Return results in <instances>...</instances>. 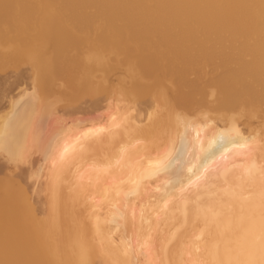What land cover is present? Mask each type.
Masks as SVG:
<instances>
[{
    "label": "rangeland",
    "instance_id": "1",
    "mask_svg": "<svg viewBox=\"0 0 264 264\" xmlns=\"http://www.w3.org/2000/svg\"><path fill=\"white\" fill-rule=\"evenodd\" d=\"M104 1L105 0H0V60H2L0 61V135H2L3 128L6 127H4V124H8L12 120L11 118L14 117L18 111H21V107H25L24 109L27 110L26 105H28L29 110L32 109L34 111L39 107L38 114L40 113V122L35 115L33 116L34 119H31V121H36L38 119L36 122L39 123L36 125L38 126L40 124V127H36L33 126V123L36 122H29L30 114L33 111H26L28 120H26V118V123H24L26 126L30 123V125L32 124L33 126H30L32 127L31 129L38 130H35L37 133L34 132L33 135V131L29 130L28 125V129L26 128L27 131L24 128L23 133L29 132L31 133L29 136L32 135L33 137H28L23 134L24 136L22 135V138L26 140L28 137V142L29 139L35 140V144L33 142V148L30 143L23 141L21 138L22 141L20 140L15 149L20 153H7L10 157L16 156L13 157V159L12 157L11 159L10 157H6L5 150H0V154H2L0 157V217L2 216L4 219L7 218L6 220L9 219L8 221L3 218L1 220L4 224L1 222L0 225V251H2V249H7V251L10 252L9 249L12 248V252L16 250L15 246H17V251L15 252H18L19 255L18 258L14 257L12 254L14 258H7L8 260L2 258L0 259V264L7 261V264H19L21 261L23 264H30L31 260H33L32 264H36L37 260L39 261L40 259L39 262L42 264V262H45V260L42 261L43 258L45 259V256L49 258L48 261H50V264H77L76 261L79 262L78 264H84V262H82L84 260L86 264H166L168 260L172 262L173 257L170 255L174 252H178L181 246L183 247L182 256L179 257L178 255L177 258H180L178 263L183 264L186 262L185 264H197L193 262L194 256H196L193 254L205 253L204 255H206V253H208L207 251L215 250L216 247L213 245L216 246V243L213 242V239H209L207 234L202 232L203 229L198 226L199 224L197 222L193 225L196 226L195 228L197 229L199 227L200 232L197 230L196 234H199L198 236L200 239L195 236L192 237L194 244L192 247L193 249H189L187 243L174 242L176 241L174 239L175 236H177L176 233L180 234L188 229H186L187 226L185 224L183 227L180 222L176 223L179 218V216H176L178 213H176V211H170L173 205L176 206L181 200H179V198L176 200V198L172 197L169 203L163 204L161 202L162 197L156 196L165 192L162 191L166 189L164 183H161L158 191H151L150 189H146V192L145 190L142 191L140 197L141 199L144 197L143 199L145 201L143 199L140 200V197L137 198L138 192L129 195L128 193H130L131 190H114L111 185H109L110 183H107L108 180L106 181L100 178L101 180L99 181L98 177L100 174L106 169L111 168L109 164L111 161L107 159L109 153H103L102 151L105 152V150H102L103 148L96 149L98 147H92L91 149V144L84 143L80 145H83L82 148L79 145L73 148L71 150L72 155H69L70 152L68 153V151L73 146H76L79 141L92 139L98 132L106 133L109 131L111 129L109 126H111L113 118L115 119L116 117L119 121L121 119L123 120H121L120 123H125L128 120L131 122L132 119L130 121V118L132 117L138 118L140 122H137V126H140L139 128L143 126L145 120L147 121H145L144 127H142L146 134L143 135V131L138 133L139 135L137 133L131 134L132 136L127 134L128 136H126L130 138L128 139L125 136L127 141L123 140V142L126 143V145L129 143V147H131L132 144H134L132 147L135 146L139 141H145V144H149L151 148L148 147L149 145H144V143H142L141 148L142 150L148 149V151H150V153H147V150V152L144 151L145 157L147 158H145L144 155L143 158L151 163L153 162V165H156L162 160H167L168 158L172 159L177 156L180 145L176 144L178 141L175 143L176 139L174 138L177 135L176 132L180 130L179 127L183 128V126H187L190 129L201 130L203 132L202 135H204L203 140L206 137L209 142L212 140L220 141V135L225 133L226 137L232 142L230 150L231 153H234L233 157L236 158L235 156L238 155L236 160L234 159L235 165L231 170H237L239 172H237L236 182L240 185V189L242 188L244 190L242 191L241 189L242 192H247L245 195H248L244 197L247 199L248 197H252L253 199L255 196L254 198L256 199L258 196V201H260V203L264 202V180L261 184H257L252 178L255 173V175L261 174L260 176L264 178V7L259 4L260 0H253L251 3L248 2V11L251 10V13H245L241 10L242 13H245L244 19L242 18L243 20H241L242 26H247L248 29L250 28L248 30L244 27L246 32L250 31L247 32V34L245 32H240L238 34V32L232 31L233 29L229 27H226V29L223 27L220 32H217L220 29L214 31L209 27L210 25L206 26V20L210 21L212 18L214 19V11L209 12L210 15L214 13L212 15L213 17H209V13H207L208 19H206L207 17H203L205 18L203 19L202 16L195 19L192 17V19H190V16L180 15L179 18L186 19V22L184 20H182V22L188 25L187 28L184 26V29H182L184 23L182 24L179 18V20H177L169 17L170 22L167 20V25L165 19H163L165 18L164 15L162 17V10H160V12L158 11L159 13L156 11L160 9L159 2L164 0H158V2L156 0H147L148 2L143 0L144 3L142 0H129V2L128 0H122L123 3L121 0H116V2L115 0ZM110 1L112 4H109ZM231 1L232 0H229L230 3H232ZM45 2H47V4ZM225 2H228V0H216L215 6L217 9L215 8V10H224L229 3ZM106 3H108L107 6H105ZM157 3L158 7L156 5ZM121 4L125 5H122V7L129 8L128 11L126 10L129 14H126L127 12L121 7ZM138 5H140V7ZM109 6L112 8L110 7V9H107ZM202 6L204 7L205 4L202 3ZM37 8H39V10ZM122 10H124V13ZM132 15L134 16L132 17ZM207 15L203 14V16ZM222 17L225 18L223 19ZM157 18H159V20H157ZM160 18L164 20L163 22H165L166 25L161 22ZM202 19L205 21L202 22ZM191 20L193 21L191 22ZM221 20L222 22H226L227 17L221 16ZM153 21H160L161 23L159 22L158 24L156 22V26ZM174 21H176L175 25ZM254 21L259 25H256ZM52 22L53 24H51ZM199 22L200 24H198ZM49 24L58 26L57 28L59 29L60 39L57 38V40H59L58 42L62 41L60 42L62 43L60 46H63L62 49L58 46L60 47V52H58L59 55L56 49L50 45L42 47V42L44 41H42V39L46 37V35L45 37H43V35L47 33L50 27ZM160 24H162V26ZM250 24L251 26L252 24L256 26L255 30H257V27L259 28L261 26L263 30L259 28L260 30L258 29L256 31L257 33H255V26L250 27ZM199 25H202L201 27L204 25L207 29L201 28ZM168 27L170 30H168ZM209 28L212 29V31H210H214V33L208 31ZM251 28L253 30H251ZM189 29H191V32H188ZM157 30H159V32H157ZM166 30L170 33L166 32ZM186 30L187 33H185ZM192 30H195V33H192ZM165 33L167 36L169 35L167 39L165 38ZM250 33L255 34L250 35ZM183 34L185 35L183 36ZM245 34L248 36H245ZM188 35H192V38L190 36L187 37ZM185 37L187 41L186 39L183 40ZM258 45L262 47L259 46V49ZM33 50L34 52L32 53ZM148 53L155 54V56L153 55L152 58V54L148 56ZM56 54L58 57L55 56ZM146 56L148 57V62ZM34 57L35 59L32 61L31 59ZM150 58H152V60ZM38 59H40L41 62L51 60L50 66L55 65L58 69L57 72L50 74L47 71L45 73V69L47 70V68L44 69L41 66V62H38ZM151 61L155 62L151 64ZM258 61L262 62L259 63ZM38 66L41 68H38ZM150 67H152V69ZM35 68L38 69L36 70ZM143 68L146 70L148 69L150 73L147 72L148 70H143ZM40 73L42 74L41 76ZM44 73L47 75V78L44 76ZM229 77L231 80L234 79L233 82L229 80ZM230 81L232 85H230ZM225 83L227 84L225 85ZM227 85L239 90V93H241V95L239 94V100H237V98L231 99L227 95L230 89ZM121 86L123 90H120ZM224 90L226 92H224ZM18 95L19 98H17ZM11 96L15 98L14 101L16 104V98L19 102L22 101L23 103L21 102L20 105L19 103L15 105V102L12 100L14 98L11 99ZM223 97L225 100H223ZM27 99H31L29 104ZM140 100L142 101L140 102ZM31 101L34 102V107H29ZM33 102H31V104ZM232 102L235 103V105H233ZM10 104H14V110L17 113H14L13 106H10ZM37 105L39 106L37 107ZM34 113L35 112L32 114ZM111 115L114 117L110 118ZM140 123H142V126ZM107 125L108 128H106ZM35 133L37 135H35ZM91 135L92 137L90 138ZM80 138L82 139L79 140ZM22 142L27 143L25 147L28 149L23 150L25 153L20 155L22 152L21 147L24 145ZM140 142L137 143L139 144L137 145L138 147L141 145ZM18 146H21V150L19 151L17 150L19 148ZM143 146H146V148H143ZM0 149H3L1 148V144ZM166 152H169L167 157L165 155ZM74 154L75 156L73 157ZM200 154H202V152H200ZM200 154L198 155V159L195 158L197 164L194 161L193 166L197 165L198 167V164L204 156ZM161 156H164L163 159ZM66 158L67 160H65ZM178 161V158H176L174 163L179 164ZM150 165L148 164V167L145 165L143 171L150 170ZM19 169L20 172H17ZM160 169L161 168H157L149 172L147 179L149 177L154 179L153 174L156 173V171L158 173ZM173 172L174 168H169L162 173V176H164L163 179L166 178L165 180L169 182L167 186L169 192L177 190L178 187H185V184L182 183L184 178L175 175V172ZM90 174H95L96 178H94L95 175L93 176ZM75 175H77V179ZM85 175H87L86 177L90 175L89 179H84ZM28 177L30 180L32 178L31 182L27 180L29 179ZM197 178L190 183H193ZM212 179L214 180L211 181ZM212 179L210 180L211 182H209L210 184L206 186L207 189H209L207 191H218L217 193L214 191L212 194L224 193L228 189L232 191L237 190L236 186L231 188V186H229L230 184L227 185L228 182L226 183L221 175H217ZM16 181H18V183ZM102 181L103 183L106 182L104 185H106L108 189L106 186H103L104 189L102 188ZM111 181L113 182L114 180L111 179ZM22 183L25 185L23 186ZM16 184L19 185V188ZM99 185L101 187H98ZM209 185H211L213 190H210L211 188ZM7 186H9L10 189L7 188ZM111 188L113 190H111ZM1 189L2 193L6 191L2 194ZM13 189L15 190L13 191ZM260 189L261 191H259ZM8 190L10 192H8ZM18 190L19 192H17ZM32 192L36 195H32ZM5 193L7 194L4 195ZM11 193L13 194L11 195ZM142 193L144 195H142ZM8 194L9 197L13 199L6 197ZM153 194L154 196H152ZM19 195L21 197H19ZM69 195L71 197L74 195V197L71 198ZM192 196H189V201L187 197H184L187 201L182 199V202L190 204L191 201L192 203L194 197ZM3 198L5 202L2 200ZM22 198L25 200L28 199V204L26 202L27 205L25 201L21 202L23 201ZM29 199H32L33 202ZM65 199H67V202ZM255 199H253L254 203L257 204L258 201L255 202ZM138 200L141 201L140 205ZM19 201L22 204L19 203L18 205L17 202ZM5 205H7L6 208ZM13 205H15L16 208L14 206L13 209ZM167 205L171 207L170 210H168ZM7 207H10V209L12 208L11 211L8 210L9 208ZM29 210H33V213L35 211L38 212V214H36V212V215L34 214L37 219H34V216H30L32 215V211ZM8 211L10 213L12 212V215H10ZM6 212L9 213L8 216H6ZM28 213L30 215H28ZM168 216L172 217L170 221ZM29 218L35 221L33 220L34 222H31L32 220H29ZM12 219H14V221ZM10 220L14 222L13 225V222ZM26 220H28V222ZM143 220L145 222H143ZM9 221L12 223L10 224ZM26 222L30 224L28 227ZM33 223L35 225L31 226ZM8 224V229H10L9 232L7 230ZM41 224L42 227L40 226ZM84 225L86 227H83ZM192 228H190V230ZM16 231H18V233ZM4 232H6V234ZM26 232L27 234H25ZM87 232L89 234H87ZM62 233L65 234L67 238ZM1 234L4 238H2L3 236ZM8 234H11L9 235L11 238L8 236V239H6ZM15 234L17 235L15 236ZM19 235L23 236L20 237ZM26 237H28V239ZM35 237L37 238L35 239ZM204 237H207V239ZM77 238L79 240L81 239L80 244ZM10 239L13 242H11ZM67 239H69L71 243H69ZM2 240L5 242H2ZM23 240L25 241L22 243ZM32 240L36 243L35 245H37L36 249L41 246L40 249L46 250L45 253L41 250L43 255L41 253L36 254L37 256L39 255L40 258L31 254L33 250L29 243H31ZM206 241L210 243V246L214 249L211 250L208 248L209 244H207ZM212 242L213 244L211 245ZM5 243H9L10 245L8 244V246H6ZM13 243L15 244L13 245ZM17 244H22L21 248H24L23 251L20 250V246ZM106 245L108 246L106 247ZM72 246L75 248L71 250ZM80 247H82L81 249L86 247L84 249L86 251L83 250V252L77 249ZM76 249L80 251L82 255ZM188 249L189 251H186ZM69 251H71V253ZM86 252L88 254H86ZM108 252H111V254ZM66 253L68 255H66ZM74 253H78L76 254L77 257H75L76 255ZM70 254L72 256H70ZM73 255H75V258H73ZM87 256H90V258H87ZM27 257L29 260L26 259ZM33 257H36L35 260ZM67 257L72 258V260L66 259ZM62 259H64V261ZM205 259L207 260L208 257H205ZM70 260L75 263H72ZM206 260L204 261L203 259V262L199 264H206V262L209 264L208 260ZM2 261L4 262L2 263ZM47 263L49 262H46V264Z\"/></svg>",
    "mask_w": 264,
    "mask_h": 264
},
{
    "label": "bare ground",
    "instance_id": "2",
    "mask_svg": "<svg viewBox=\"0 0 264 264\" xmlns=\"http://www.w3.org/2000/svg\"><path fill=\"white\" fill-rule=\"evenodd\" d=\"M13 1V0H12ZM15 1V0H14ZM50 1H52V0H50ZM69 1V0H68ZM70 1H72V0H70ZM74 1V0H73ZM106 1V0H105ZM104 1V2H105ZM124 1H126V0H124ZM131 1V0H130ZM143 1V0H142ZM144 1H147V0H144ZM144 1H143V3H144ZM151 1H153V0H151ZM157 2H158V0H156ZM160 1V0H159ZM224 1V0H223ZM259 1V0H258ZM115 2H116V0H115ZM119 2V1H118ZM121 2H122V0H121ZM128 2H129V0H128ZM148 2V1H147ZM228 2H229V0H228ZM228 2H225V3H228ZM232 3H228L227 4V6H226V8L224 9V10H222V11H219V10H215V8H216V6H215V4H216V0H164V1H161V2H159V10H156L157 12L159 11L160 12V10H162L161 11V13H162V17H163V15H164V17L165 18H163V19H165V21H166V24L168 25V22H170V20H169V17L170 18H173V19H177V20H181V23L183 24L184 23V25L182 26V25H180V26H182V29H184L183 27L185 26V28H187V26L188 25H186L185 24V20H184V18L183 19H181V18H179V16L180 15H186V16H190L191 18L190 19H192V17L195 19V18H199L200 16H202V18L203 17H207L206 19H208L209 17H213L212 15L215 13V17H214V19L212 18L210 21H208V20H203V19H205V18H203L202 20V22H206L205 24H206V26L207 25H210L209 27L210 28H212L214 31L215 30H218V29H220L219 31H217V32H220L222 29L221 28H225L226 29V27H229V28H232L233 30L232 31H236V33L238 32V34L240 33V32H245L246 34H247V32H250V31H245V28L244 27H246L247 28V26H242V23H241V20H243L244 18V15H245V13H248V12H252L251 10L250 11H248V2H253V0L251 1V0H232L231 1ZM46 4H47V2H45ZM49 3H51V2H49ZM113 3H114V1H113ZM120 3V2H119ZM123 3V2H122ZM125 3V2H124ZM131 3V2H130ZM146 3V2H145ZM202 3H204L205 4V6L203 7L202 6ZM257 3V2H256ZM11 4V3H10ZM15 4V3H14ZM109 4H112L111 3V1H110V3ZM117 4V3H116ZM259 4L261 5V6H263L264 7V0H260L259 1ZM42 5V4H41ZM45 5V4H44ZM108 5V3H106V5L105 6H107ZM120 5V4H119ZM122 5H124V4H121V7H122ZM129 5V4H128ZM132 5V4H131ZM130 5V6H131ZM146 5H147V3H146ZM157 5V7H158V3L156 4ZM250 5V4H249ZM259 5V6H260ZM15 6V5H14ZM103 6V5H102ZM113 6V5H112ZM115 6V5H114ZM117 6V5H116ZM125 6V5H124ZM139 7H140V5H138ZM110 7L111 6H109V8H107V9H110ZM120 7V6H119ZM144 7V6H143ZM156 7V6H155ZM42 8V7H41ZM40 8V9H41ZM105 8V7H104ZM112 8V7H111ZM122 8H124V7H122ZM131 8V7H130ZM262 8V7H261ZM38 10H39V8H37ZM120 9V8H119ZM118 9V10H119ZM128 9L129 8H124V10H125V12H127L128 11ZM148 9V8H147ZM158 9V8H157ZM217 9V8H216ZM37 10V11H38ZM42 10V9H41ZM45 10V9H44ZM43 10V11H44ZM124 10H122L123 11V13H124ZM127 10V11H126ZM241 10L242 11H244L245 13H242L241 12ZM47 11V10H46ZM45 11V12H46ZM50 11V10H49ZM131 11V10H130ZM129 11V12H130ZM211 11H214V13L212 14L211 13V15H210V13L209 12H211ZM119 12H121V11H119ZM136 12V11H135ZM158 12V13H159ZM131 13V12H130ZM207 13H209V17H208V15H207ZM249 13V14H250ZM126 14H129L128 12L126 13ZM203 14L204 15H207V16H203ZM253 14V13H252ZM251 14V15H252ZM124 15V14H123ZM122 15V16H123ZM134 15H132V17H133ZM159 16V15H158ZM160 16H161V14H160ZM221 16H226L227 17V21L226 22H222V20L225 18H223L222 20H221ZM247 16H248V14H247ZM250 16V15H249ZM254 16V15H253ZM119 17V16H118ZM128 17V16H127ZM138 17V16H137ZM183 17H185V16H183ZM122 18V17H121ZM166 18H168V19H166ZM179 18V19H178ZM243 18V19H242ZM253 18V17H252ZM137 19V18H136ZM256 19V18H255ZM157 20H159V18H157ZM160 20H161V22H163L164 20H162L161 18H160ZM167 20H169L168 22H167ZM176 20V21H177ZM182 20H184L185 22H182ZM198 20V19H197ZM140 21V20H139ZM171 21H172V19H171ZM176 21H174V25H175V23H176ZM189 21V20H188ZM187 21V22H188ZM193 20H191V22H192ZM198 21H201V20H198ZM198 21H196V22H198ZM225 21V20H224ZM255 21H257V20H255ZM254 21V23H256ZM142 22V21H141ZM153 22H155V21H153ZM157 22V21H156ZM154 23L155 25L158 23L159 24V22H157V23ZM160 22V23H161ZM194 22H195V20H194ZM258 22V21H257ZM130 23V22H129ZM164 24H165V22H163ZM162 23V24H163ZM173 23V22H172ZM172 23H170V24H172ZM177 23H178V21H177ZM253 23V24H254ZM51 24H53V22L51 23ZM56 24V23H55ZM162 24H160L161 26H162ZM164 24H163V26H164ZM165 24V25H166ZM180 24V23H179ZM190 24V23H189ZM198 24H200V22L198 23ZM204 24V23H203ZM253 24H252V26H251V24H250V27H254L253 26ZM258 23H256V25H257ZM57 25V24H56ZM259 25V24H258ZM49 28H48V30H47V33H45L44 35H43V37H45V35H46V37H45V39L43 38L42 39V45H40V46H42V47H47V45H50V46H52V47H54L55 49H56V51H57V54H58V52H60L59 50H60V44H62V43H60V42H62V41H60V42H58L59 40H57V38H59V29L57 28L58 26H54V25H50L49 24ZM157 26V25H156ZM178 26V25H177ZM176 26V27H177ZM191 26V25H190ZM200 26V25H199ZM202 26V25H201ZM200 26V27H201ZM260 26H261V24H260ZM262 27V26H261ZM261 27H259L260 29H262L263 30V28H261ZM264 27V26H263ZM152 28H155V27H152ZM171 28V27H170ZM189 28V27H188ZM201 28H206L207 29V27H204V25H203V27H201ZM209 28V30L208 31H212V29H210ZM258 27H257V30L259 29ZM181 29V28H180ZM248 29V28H247ZM246 29V30H247ZM250 29V28H249ZM248 29V30H249ZM256 29V26H255V28H254V31H255V33H257L256 31L257 30H255ZM259 29V30H260ZM160 30V29H159ZM159 30H157V32H159ZM168 30H170L169 29V27H168ZM168 30H166V32H169ZM176 30H177V28H176ZM191 29H189V31L188 32H191L190 31ZM224 30V29H223ZM251 30H253L252 28H251ZM171 31H172V29H171ZM174 31H175V28H174ZM195 31V30H194ZM193 30H192V33L194 32ZM207 31V30H206ZM207 31V32H208ZM210 31V32H211ZM214 31L213 32H211V33H214ZM232 31H231V33H232ZM162 32V31H161ZM173 32V31H172ZM253 32V31H252ZM170 33V32H169ZM185 33H187V30L185 31ZM195 33V32H194ZM255 33H250V35L251 34H255ZM162 34H163V32H162ZM166 34V33H165ZM173 34V33H172ZM234 34V33H233ZM245 34V36H248V35H246ZM178 35V34H177ZM185 34H183V36H184ZM196 35V34H195ZM236 35V34H235ZM162 36V35H161ZM169 36V35H168ZM167 34H166V39H167ZM190 35H188L187 37H189ZM193 36H194V34H193ZM191 38H192V35L190 36ZM195 37V36H194ZM193 37V38H194ZM164 38V37H163ZM176 38V37H175ZM182 38V37H181ZM190 38V39H191ZM196 38V37H195ZM194 38V39H195ZM60 39V38H59ZM165 39V40H166ZM186 39V37L185 38H183V40H185ZM189 39V40H190ZM175 40V39H174ZM173 40V41H174ZM170 41V40H169ZM186 41H187V39H186ZM191 41V40H190ZM192 41H193V39H192ZM58 46H60V47H58ZM259 46H261V45H258V48H259ZM262 47V46H261ZM63 48V46L61 47V49ZM264 48V47H263ZM33 49V48H32ZM38 49H39V45H38ZM46 49V48H45ZM260 49V48H259ZM35 50V49H34ZM34 50L32 51V53L34 52ZM51 50H52V48H51ZM257 50V49H256ZM30 51V50H29ZM54 51V50H53ZM258 51V50H257ZM51 53H52V51H51ZM54 53V52H53ZM258 53V52H257ZM2 54V53H1ZM31 54V53H30ZM55 55V56H57L58 57V55ZM152 53H148L147 55L148 56H150ZM260 54V53H259ZM153 55L155 56V54H152L151 56H152V58H153ZM258 55V54H257ZM261 55V54H260ZM263 55V54H262ZM27 56V55H26ZM29 56V55H28ZM31 56H32V54H31ZM30 56V57H31ZM0 57H1V55H0ZM59 57H61V56H59ZM147 57V56H146ZM3 58H4V56H3ZM152 58H150L151 60H152ZM260 58V57H259ZM258 58V59H259ZM263 58V57H262ZM34 59H35V57L33 58V59H31L32 61H34ZM145 59V58H144ZM257 59V58H256ZM43 60V59H42ZM55 60V59H54ZM154 60V59H153ZM0 61H2V60H0ZM36 61V60H35ZM40 61V59H38V62ZM49 61V62H48ZM53 61V60H52ZM140 61V60H139ZM150 61V60H149ZM37 62V61H36ZM37 62V63H38ZM41 62V61H40ZM39 62V63H40ZM143 62H144V60H143ZM147 62H148V57H147ZM152 62V61H151ZM151 62H149V63H151ZM153 62H155V61H153ZM153 62L151 63V64H153ZM259 63L260 62H262V61H258ZM4 63V62H3ZM145 63H146V60H145ZM253 63V62H252ZM255 63V62H254ZM34 64H35V62H34ZM52 64H53V62H52ZM151 64H149V65H151ZM164 64V63H163ZM250 64V63H249ZM262 64V63H261ZM51 65V60H47V61H42L41 62V66L45 69V68H47V70L45 69V73L48 71L50 74L51 73H54V72H57V67H55V65L54 66H50ZM87 65V64H86ZM156 65H158V64H156ZM255 65V64H254ZM24 66V65H23ZM36 66H37V64H36ZM138 66V65H137ZM258 66V65H257ZM40 66H38V68H39ZM92 67V66H91ZM146 67H147V65H146ZM153 67V66H152ZM152 67H150L151 69H152ZM157 67V66H156ZM156 67H155V69H156ZM248 67V66H247ZM247 67H245V68H247ZM256 67V66H255ZM25 68V67H24ZM31 68V67H30ZM37 68V69H38ZM41 68V67H40ZM148 69H149V67H147ZM161 68V67H160ZM171 68V67H170ZM169 68V69H170ZM244 68V69H245ZM257 68V67H256ZM262 68V67H261ZM19 69V68H18ZM17 69V70H18ZM36 69V68H35ZM36 69V70H37ZM147 69V70H148ZM150 69V70H151ZM154 69V68H153ZM154 69V70H155ZM157 69H158V67H157ZM258 69V68H257ZM10 70V69H9ZM35 70V71H36ZM87 70V69H86ZM143 70H145V71H147L145 68H143ZM143 70H141V71H143ZM2 71V70H1ZM32 71V70H31ZM88 71V70H87ZM144 71V72H145ZM152 71V70H151ZM257 71V70H256ZM259 71V70H258ZM38 72H39V70H38ZM80 72V71H79ZM147 72H149L150 73V71L148 70ZM35 73H37V72H35ZM44 73V76L46 77L47 75ZM81 73V72H80ZM152 73V72H151ZM239 73H241V72H239ZM256 73V72H255ZM39 74V73H38ZM49 74V75H50ZM64 74V73H63ZM142 74H143V72H142ZM169 74V73H168ZM253 74V73H252ZM42 74L40 73V76H41ZM149 75V74H148ZM162 76V75H161ZM167 76V75H166ZM244 76V75H243ZM44 77V78H45ZM50 77V76H49ZM47 78V77H46ZM86 78V77H85ZM163 78V77H162ZM230 78V77H229ZM91 79V78H90ZM38 80H39V78H38ZM38 80H36V81H38ZM42 80V79H41ZM44 80V79H43ZM89 80V79H88ZM229 80H231V78L229 79ZM233 80L234 79H232L231 81L233 82ZM82 81H83V79H82ZM92 81V80H91ZM107 81V80H106ZM230 81V82H231ZM15 82V81H14ZM229 82V83H230ZM232 82L230 83V85H232ZM235 82V81H234ZM58 83V82H57ZM80 83V82H79ZM228 83V84H229ZM55 84V83H54ZM53 84V85H54ZM87 84V83H86ZM181 84V83H180ZM180 84H179V86H180ZM227 83H225V85H226ZM8 85H9V83H8ZM224 85V86H225ZM236 85H237V83H236ZM75 86V85H74ZM73 86V87H74ZM228 86V85H227ZM235 86V85H234ZM238 86H240V85H238ZM80 87V86H79ZM82 87H84V86H82ZM228 87H230V86H228ZM232 87V86H231ZM230 87V89L228 90V88H227V90H228V92H227V95L231 98V99H233V98H237V100H239V98H240V95H241V93H239V90H237L236 88H231ZM224 88H226V87H224ZM242 88V87H241ZM123 90V88H122V86H121V88H120V90ZM239 89V88H238ZM50 90V89H49ZM226 90V89H225ZM224 90V92H226ZM19 91V90H18ZM114 91V90H113ZM4 92V91H3ZM49 92V91H48ZM77 92V91H76ZM115 92V91H114ZM142 92V91H141ZM140 92V93H141ZM192 92V91H191ZM253 92V91H252ZM47 93V92H46ZM50 93V92H49ZM83 93V92H82ZM81 94V93H80ZM224 94H226V93H224ZM240 94V95H239ZM6 95V94H5ZM150 95V94H149ZM14 96V95H13ZM186 96V95H185ZM189 97V96H188ZM12 98H14V97H12L11 96V99ZM17 98H19V95L17 96ZM17 98H16V101H17V104L19 103V105L21 104V102L22 101H18L17 100ZM29 98H30V96H29ZM147 98H149V97H147ZM227 98V97H226ZM8 99V98H7ZM35 99V98H34ZM144 99V98H143ZM10 100V99H9ZM13 101L15 100V98L14 99H12ZM28 100V99H27ZM31 100V99H30ZM30 100H28V104H29V101ZM178 100V99H177ZM182 100V99H181ZM223 100H225L224 99V97H223ZM35 101V100H34ZM142 100H140V102H141ZM227 101H228V99H227ZM227 101H225V102H227ZM15 102V101H14ZM26 102V101H25ZM31 102H33V101H31ZM31 102H30V105H29V107L31 106H33L34 107V102L31 104ZM229 102V101H228ZM233 102H235V101H233ZM232 102V103H233ZM260 102V101H259ZM9 103H10V101H9ZM23 103V102H22ZM27 103V102H26ZM37 103V102H36ZM230 103V102H229ZM242 103V102H241ZM15 105H17L16 104V102L14 103ZM14 104H10V106H13ZM225 104V103H224ZM227 104V103H226ZM175 105V104H174ZM176 105H177V103H176ZM232 105V104H231ZM233 105H235V103H233ZM1 106V105H0ZM9 106V107H10ZM23 106V105H22ZM39 105H37V107H38ZM26 107H27V110H29V108H28V105H26ZM36 107V108H37ZM229 107H230V104H229ZM245 107V106H244ZM263 107V106H262ZM14 106H13V111H15L14 110ZM22 108V107H21ZM20 108V110L21 111H18V113L15 111L14 113H17L15 116L14 115H12V114H14V113H12L11 115L12 116H14V117H12L11 119V121L8 123V124H4V127L5 128H3L2 126V128H3V131H2V135H0L1 137H0V144H1V148H3V149H0V150H2V151H6V153H5V155H7L6 157H10V155L9 154H7V153H9L10 152V154L11 153H14V152H17L15 149L17 148V145H18V143L20 142V140H21V138H22V135L24 134V135H27L28 137H31V136H29L31 133H23L24 132V128H25V130L27 131V126L29 125V130H31V131H33V135H34V132H36L37 133V131H35V130H38V129H31L33 126H36V127H38L36 124H38L39 122H40V118H39V116H40V113L38 114V109H39V107H38V109L36 110L35 108H33V109H35V111L34 110H32V109H30L29 110V112H35L36 113V111H37V113L35 114H32V116H31V114H30V118H29V122L30 123H32V121H34V120H32L31 121V119L33 118L34 119V115H35V117H37L38 119H39V122H36V121H38V119L36 120V121H34V122H36V123H33V126H32V124L30 125V123L29 124H27V126H26V120H28V117L26 116L27 115V113H26V109H24V108H22L21 109ZM41 108V107H40ZM232 108V107H231ZM237 108V107H236ZM259 108V107H258ZM263 109V108H262ZM254 110V109H253ZM1 111H3V110H1ZM7 111V110H6ZM41 111V110H40ZM260 111H261V109H260ZM29 112H28V115H29ZM7 113V112H6ZM255 113V112H254ZM10 115V116H11ZM37 115V116H36ZM143 115V114H142ZM133 116V115H132ZM139 116V115H138ZM137 116V117H138ZM144 116V115H143ZM112 117H114L113 115H111V117L110 118H112ZM27 118V119H26ZM109 118V119H110ZM140 118V117H139ZM26 119V120H25ZM124 119V118H123ZM128 119H129V117H128ZM127 119V120H128ZM131 119H132V121H133V123H132V121H131ZM1 120V119H0ZM122 120V119H121ZM120 120V121H121ZM143 120V119H142ZM112 121V120H111ZM120 121L117 119V117L114 119L113 118V122L111 123V126H109V127H111V129L109 130V131H107L106 133H101V132H98L97 134H96V136H94L92 139H87V140H85V141H82L81 139L82 138H80L79 140H81V141H79L78 143H77V145L76 146H73L69 151H68V153H69V155H72V152H71V150L73 149V148H75V147H77L78 145L80 146L81 144H84V143H86V144H91V149H92V147H98V148H96V149H99V148H103L102 150H105V152L104 151H102L103 153H109V155L107 156V155H105V156H107V159L108 160H110L111 161V163H109L110 164V167L111 168H108V169H104L105 171H100V172H102L101 174H100V176L98 177L99 178V181L101 180V179H105L106 181L108 180V184L109 185H111V187L114 189V190H117V189H122L123 191H130L131 190V192L130 193H128L129 195H131V194H133V193H135V192H138V196H137V198L138 197H140V195H141V192L142 191H144L145 190V192H146V189H150L151 191L152 190H156V191H158L159 190V188H160V186H161V183H164V186H165V188L167 189V186H168V180L166 181L165 179H163V177L164 176H162L163 174V171L164 170H167V169H171V168H174V172H175V175H177V176H179V177H183L184 178V180L182 181V183L183 184H185V187H178L177 188V190H174V191H172V192H169V190L167 191L166 189L165 190H162V191H165V192H163V194H161V195H156V196H159V197H162V203L163 204H167V203H169V201H170V199L173 197V198H176V200L179 198V200H181V202H178L177 203V205L176 206H174L173 205V207H172V209L170 210V206L169 205H167V208H168V210H170V211H176V213H178L176 216H179V218L177 219L178 221H176V223H178V222H180L181 224H182V226L185 224L186 226H187V228L186 229H188V230H184L183 232H181L180 234H178V233H176V235L177 236H175V240L176 241H174V242H179V243H187V247L190 249V248H192L193 246H194V244H193V241H192V237H198L199 238V234H196L197 233V230H199V232H200V229H199V227H201L202 229H203V231L202 232H204V234H207L208 236H209V239H213V242H215L216 243V246L215 245H213L214 247H216L215 248V250H213V251H207L208 253H206V255H204L203 253H201V254H199V253H197V254H193V255H196V256H194V259H193V262L194 263H197V264H199V263H201V262H203V259H204V261L206 260L205 259V257H208V262H209V264H264V202H262V200H261V202L262 203H260V201H258V196L256 197V199L253 197V199H255L256 201L255 202H257V204L256 203H254V200L252 199V197H248V199L246 198V197H244V196H246V195H248V194H246L245 195V193H247L246 191L245 192H242V191H244L242 188V191H241V189H240V185H238V182H236V178H237V174L239 173L237 170H231V168L235 165V161H234V159L236 160V158L238 157V155L237 156H235L236 158H234L233 156V154L234 153H231V145H232V142H231V140H229V138L228 137H226V135H225V133H222L221 135H220V141H216V140H212V141H208L207 139H206V137L204 138V140H206V141H204L203 140V137H204V135H202V131L201 130H198V129H190V128H188L187 126H183V128H180L179 127V129L180 130H178L179 132H176L177 133V135H176V137H175V135H174V139H176L175 140V143H176V141H178L176 144L177 145H180L179 146V150H178V153H177V156H175L174 158H172V159H167V160H162L161 162H158L156 165H153L151 162H149L148 160H146V159H144L143 158V155H144V157H145V154H144V151H148V149H143L142 150V143H144V145H149V144H145L146 142L144 141V142H140L141 143V145H140V147H138L137 145H139V144H137V143H139V142H137L136 144H135V146H133L132 147V145H134V144H132L131 145V147H129V143L126 145V143H124L123 142V140H125V141H127V139L126 138H128L127 136V134H130V136H132L134 133H141L142 131H143V128L142 127H144V123H145V121H144V123H143V126L141 125L142 123H140V125L142 126L141 128H139L137 125H138V123L137 122H140L139 121V119L138 118H135V117H132V118H130V121L131 122H129V120L128 121H126L125 123H120ZM123 121V120H122ZM136 123H135V122ZM25 122V123H24ZM28 122V121H27ZM108 122V121H107ZM147 122V121H146ZM149 122V121H148ZM185 123V122H184ZM217 123V122H216ZM24 124H25V126H24ZM108 124V123H107ZM182 124V123H181ZM186 124V123H185ZM150 125V124H149ZM216 125H218V124H216ZM30 126H32V127H30ZM115 126V127H114ZM148 126V125H147ZM182 126V125H181ZM36 127H34V128H36ZM40 127V126H39ZM114 127V128H113ZM151 127V126H150ZM191 127V126H190ZM214 127H215V125H214ZM27 128V129H26ZM106 128H108V125L106 126ZM113 128V129H112ZM212 128H213V126H212ZM215 129H217V128H215ZM1 131V130H0ZM145 131H143L142 133H143V135L144 134H146V133H144ZM155 132V131H154ZM153 132V133H154ZM175 132V131H174ZM173 132V133H174ZM208 132V131H207ZM209 132H210V130H209ZM213 132V131H212ZM211 132V133H212ZM35 133V135H37ZM95 134V133H94ZM132 134V135H131ZM214 134V133H213ZM23 135V136H24ZM127 135V136H126ZM136 135V134H135ZM139 135V134H138ZM170 135V134H169ZM210 135V134H209ZM88 136V135H87ZM125 136H126V138H125ZM173 136V135H172ZM28 137H27V139L26 140H23L24 138H22V140L23 141H26V142H28ZM33 137V136H32ZM84 137H85V135H84ZM92 137V135L90 136V138ZM140 137H142V136H140ZM125 138V139H124ZM130 138V137H129ZM128 138V139H129ZM208 138V137H207ZM35 139V138H34ZM65 139V138H64ZM132 139V138H131ZM137 139V138H136ZM139 139H141V138H139ZM143 139V138H142ZM153 139V138H152ZM151 139V140H152ZM210 139H212V138H210ZM209 139V140H210ZM21 140V141H22ZM134 140V139H133ZM132 140V141H133ZM144 140V139H143ZM142 140V141H143ZM168 140V139H167ZM35 140H30L29 139V142L28 143H30L32 146V148L34 147L33 146V142H34ZM131 141V142H132ZM136 141V140H135ZM166 141V140H165ZM164 141V142H165ZM170 141H171V139H170ZM32 142V143H31ZM47 142V141H46ZM56 142V141H55ZM129 142H130V140H129ZM23 143V142H22ZM21 143V144H22ZM52 143V142H51ZM172 143H174V142H172ZM24 144V145H23ZM22 145V147H21V149H22V152H21V154L20 155H22V153H25V151H23V150H27L28 148H26L25 147V145L27 144V143H23ZM34 144H35V142H34ZM48 144H49V142H48ZM154 144V143H153ZM20 145V144H19ZM163 145V144H162ZM27 146H29V145H27ZM60 146V145H59ZM83 146V145H82ZM82 146H80L81 148H82ZM157 146V145H156ZM19 147V146H18ZM20 147L17 149L18 151L19 150H21L20 149ZM30 147V148H31ZM36 147V146H35ZM62 147V146H61ZM79 147V148H80ZM146 148V146H143V148ZM148 147H150L151 148V146L149 145ZM153 147V146H152ZM56 148V147H55ZM85 148V147H84ZM83 148V149H84ZM94 148V149H95ZM150 148H149V150H150ZM66 149V148H65ZM95 149V150H96ZM100 149V150H101ZM162 149V148H161ZM35 150V149H34ZM78 150V149H77ZM87 150V149H86ZM168 150V149H167ZM1 151V153H3ZM8 151V152H7ZM29 151H30V149H29ZM31 151H32V149H31ZM83 151V150H82ZM146 151V152H147ZM154 151V150H153ZM170 151V150H169ZM76 152V151H75ZM78 152V151H77ZM200 152H202V154H200ZM17 153H20V152H17ZM79 153V152H78ZM147 153H150V151H148ZM169 152H166L165 153V155H166V157L169 155L168 154ZM56 154V153H55ZM77 154V153H76ZM95 154V153H94ZM164 154V153H163ZM162 154V155H163ZM204 155L203 156V158H202V160L200 161V163H199V160H198V163L200 164H198V167H197V165L196 166H193V163H194V161H195V163L197 164V162H196V159H198V155ZM236 154V153H235ZM1 155L2 154H0V157H1ZM3 155H4V153H3ZM4 155V156H5ZM17 155V154H16ZM31 155V154H30ZM68 155V154H67ZM78 155V154H77ZM164 155V156H165ZM3 156V157H4ZM75 156V154L73 155V157ZM95 156H96V154H95ZM102 156V155H101ZM148 156V155H147ZM164 156H161V158L163 159V157ZM241 156H242V153H241ZM12 157V156H11ZM11 157H10V159H11ZM13 157H16V156H13ZM13 157H12V159H13ZM24 157V156H23ZM72 157V158H73ZM85 157V156H84ZM89 157V156H88ZM153 157V156H152ZM159 157V156H158ZM29 158V157H28ZM67 158H68V156H67ZM67 158L65 159V160H67ZM71 158V157H70ZM145 158H147V157H145ZM150 158H151V156H150ZM149 158V159H150ZM176 158H178V163L179 164H175L174 163V161H175V159ZM196 158V159H195ZM233 158V159H232ZM18 159H19V157H18ZM17 159V160H18ZM30 159V158H29ZM158 159V158H157ZM160 159V158H159ZM240 159V158H239ZM9 160V159H8ZM16 160V161H17ZM69 160H71V159H69ZM105 160V159H104ZM153 160V159H152ZM160 161V160H159ZM239 161V160H238ZM18 162V161H17ZM21 162V161H20ZM79 162H80V160H79ZM105 162V161H104ZM112 164V165H111ZM148 164L150 165L149 167H150V170L148 171H143V167L146 165V167H148ZM236 164H237V162H236ZM74 165V164H73ZM108 165V164H107ZM16 166V165H15ZM21 166V165H20ZM26 166V165H25ZM195 167V168H194ZM197 167V168H196ZM18 168V167H17ZM83 168V167H82ZM157 168H161L160 169V171L157 173V171H156V173H154L153 174V176H154V179H151V177H149L148 179H147V176L149 175V172H152L153 170H155V169H157ZM28 169V168H27ZM144 169H145V167H144ZM15 170H18V169H15ZM87 170V169H86ZM89 170V169H88ZM101 170V169H100ZM240 170V169H239ZM79 171V170H78ZM143 171V172H142ZM172 171V170H171ZM2 172V171H1ZM17 172H20V169H19V171H17ZM97 172V171H96ZM173 172V173H174ZM238 172V173H237ZM258 172V171H257ZM242 173V172H241ZM254 173V172H253ZM3 174V173H2ZM5 174V173H4ZM18 174V173H17ZM89 174V173H88ZM256 174V173H255ZM254 174V176H252V178H253V180L254 181H256L257 182V184H261V182L264 180V178L263 177H261L260 175H255ZM90 175H95V174H90ZM90 175H89V177H90ZM165 175V174H164ZM217 175H221L223 178H224V180L226 181V183H227V185H229V186H231V188L232 187H235L236 186V188H237V190H235V191H232L231 189L229 190H227L226 192H224V193H218V194H212L213 192L211 191H207V190H209V189H207V184H210L209 182H211V181H213L214 179H212L213 177H216ZM77 175H75V177H76ZM83 176V175H82ZM87 175H85V178L84 179H89V177H86ZM239 176V175H238ZM250 176V175H249ZM248 176V177H249ZM15 177V176H14ZM24 177V176H23ZM26 177V176H25ZM33 177V176H32ZM74 177V178H75ZM198 177V178H197ZM220 177V176H219ZM18 178V177H17ZM29 178V177H28ZM80 178H82V177H80ZM80 178H78V179H80ZM94 178H96V175H95V177ZM101 178V179H100ZM197 178V180H195L193 183H190L192 180H194V179H196ZM251 178V177H250ZM35 179V178H34ZM76 179H77V177H76ZM111 179H113L114 181L112 182L111 181ZM212 179V180H211ZM241 179V178H240ZM20 180V179H19ZM27 180H30V178L29 179H27ZM31 180H32V178H31ZM31 180L29 181V182H31ZM111 182H110V181ZM143 180H145V181H143ZM164 180H165V182H164ZM211 180V181H210ZM7 181V180H6ZM87 181V180H86ZM93 181V180H92ZM1 182V181H0ZM4 182V181H3ZM7 182H9V181H7ZM17 183H18V181H16ZM78 182V181H77ZM88 182V181H87ZM94 182V181H93ZM252 182V181H251ZM10 183H11V181H10ZM15 183V182H14ZM14 183H13V185H14ZM40 183V182H39ZM76 183V182H75ZM80 183V182H79ZM103 185H101L102 186V188H103V186H106V185H104L106 182H104L103 183V181L101 182ZM100 183V184H101ZM190 183V184H189ZM3 184V183H2ZM9 184V183H8ZM23 184V183H22ZM33 184V183H32ZM38 184V183H37ZM77 184V183H76ZM214 184V183H213ZM5 185H6V183H5ZM10 185V184H9ZM17 185V184H16ZM25 184H23V186H24ZM78 185V184H77ZM163 185V184H162ZM264 185V184H263ZM18 186V188H19V185H17ZM100 185L98 186V187H101ZM210 186V188H211V185H209ZM213 187V186H212ZM239 187V188H238ZM7 188H9V186H7ZM15 188H16V186H15ZM34 188H35V186H34ZM51 188H52V186H51ZM72 188H73V186H72ZM106 188H107V186H106ZM111 188V190H113ZM170 188V187H169ZM215 188V187H214ZM236 188H234V189H236ZM262 188V187H261ZM3 189V188H2ZM2 189H1V193H2ZM10 189V188H9ZM17 189V188H16ZM104 189V188H103ZM108 189V188H107ZM109 189H110V186H109ZM138 189H140V190H138ZM163 189V188H162ZM171 189H173V188H171ZM170 189V190H171ZM240 189V190H239ZM264 189V188H263ZM15 189H13V191H14ZM21 190V189H20ZM25 190V189H24ZM28 190V189H27ZM26 190V191H27ZM36 190V189H35ZM35 190H33V191H35ZM111 190H108V191H111ZM121 190V191H122ZM210 190H213V188H211ZM6 191V190H5ZM5 191H3V193L5 192ZM44 191V190H43ZM58 191V190H57ZM57 191H56V193H57ZM106 191V190H105ZM259 191H261V189L259 190ZM8 192H10L9 190H8ZM17 192H19V190L17 191ZM21 192H22V190H21ZM36 192V191H35ZM64 192V191H63ZM210 192V193H209ZM216 192V191H215ZM218 192V191H217ZM216 192V193H217ZM2 193V194H3ZM33 193V192H32ZM49 193V192H48ZM152 193H154V192H152ZM159 193V192H158ZM7 193H5L4 195H6ZM13 193H11V195H12ZM42 194V193H41ZM155 194H156V192H155ZM32 195H36V194H32ZM37 195H38V193H37ZM52 195V194H51ZM67 195V194H66ZM65 195V196H66ZM142 195H144L143 193H142ZM194 197H193V196ZM44 196V195H43ZM49 196H50V194H49ZM64 196V195H63ZM70 196V195H69ZM152 196H154V194L152 195ZM189 196H192L193 197V202L191 203V201H190V204H188V203H184V202H182L184 199L186 200V198H184V197H187V200L189 201ZM251 196V195H250ZM2 197H3V195H2ZM6 197H8V198H10L9 197V194L6 196ZM19 197H21L20 195H19ZM18 197V198H19ZM24 197V196H23ZM39 197V196H38ZM61 197V196H60ZM71 197V196H70ZM72 197H74V195L72 196ZM71 197V198H72ZM146 197V196H145ZM149 197H150V195H149ZM4 198H5V196H4ZM4 198L2 199L3 201H4ZM18 198H17V200H18ZM25 198V197H24ZM24 198H22L23 199V201H21V202H24L25 201V204H26V202H27V204H28V199H24ZM26 198H28V197H26ZM65 198V197H64ZM144 198V197H143ZM142 198V199H143ZM1 199V198H0ZM7 199V198H6ZM10 199H13V198H10ZM21 199V200H22ZM141 199V197H140V200H142ZM183 199V200H182ZM249 199H251V200H249ZM260 199V198H259ZM1 200V201H2ZM30 200V199H29ZM67 199H65V201H66ZM140 200H138L139 201V205H140ZM144 200V199H143ZM186 200V201H187ZM7 201V200H6ZM10 201V200H9ZM8 201V203L10 204V202ZM31 202H33L32 201V199L30 200ZM61 201V200H60ZM64 201V202H65ZM78 201V200H77ZM145 201V200H144ZM185 201V202H186ZM5 202V201H4ZM12 202H13V200H12ZM16 202V201H15ZM20 201L19 202H17V204L19 205V203H21ZM67 202V201H66ZM66 202H65V204H66ZM69 202H70V200H69ZM35 203V202H34ZM33 203V204H34ZM58 203V202H57ZM60 203V202H59ZM259 203V204H258ZM8 204V205H9ZM14 204V203H13ZM16 204V203H15ZM22 204V203H21ZM26 204V205H27ZM62 204V203H61ZM63 205V204H62ZM61 205V206H62ZM6 206L7 205H5V208H6ZM14 206L15 205H13V209H14ZM24 206V205H23ZM37 206V205H36ZM66 206V205H65ZM76 206V205H75ZM74 206V207H75ZM12 207V206H11ZM33 207V206H32ZM44 207V206H43ZM58 207V206H57ZM59 207H60V204H59ZM64 207V206H63ZM4 208V207H3ZM5 208H4V210H5ZM7 208H9L8 210H10L11 211V209H10V207H7ZM15 208H16V206H15ZM19 208V207H18ZM34 208H36V207H34ZM45 208V207H44ZM70 208V207H69ZM23 209V208H22ZM59 209V208H58ZM68 209V208H67ZM0 210H1V208H0ZM3 210V211H4ZM60 210V209H59ZM75 210V209H74ZM6 211V210H5ZM17 211V210H16ZM20 211V210H19ZM29 211H32V213L31 212H29V213H31L32 215H30L29 213H28V215H30V216H34L35 217V215L36 214H38V212H36V214H35V212L33 213V210H29ZM57 211V210H56ZM63 211V210H62ZM84 211V210H83ZM165 211V210H164ZM2 212V211H1ZM9 212V211H8ZM15 212V211H14ZM27 212H28V210H27ZM61 212V211H60ZM63 212H65V211H63ZM163 212V211H162ZM2 213H4V212H2ZM10 213V212H9ZM9 213H7L6 212V216H8V214ZM44 213V212H43ZM5 214V213H4ZM35 214V215H34ZM67 214H68V212H67ZM86 214V213H85ZM160 214V213H159ZM158 214V215H159ZM3 215V214H2ZM10 215H12V212L10 213ZM62 215V214H61ZM164 215V214H163ZM5 216V215H4ZM38 216H41V215H38ZM51 216V215H50ZM171 216V215H170ZM14 217V216H13ZM29 217V216H28ZM42 217V216H41ZM40 217V218H41ZM70 217V216H69ZM79 217V216H78ZM85 217V216H84ZM141 217V216H140ZM169 217V216H168ZM1 219H0V225H1V222H2V224H4L3 223V221H1L2 220V216L0 217ZM39 218V217H38ZM171 218L172 217H169V221L171 220ZM175 218V217H174ZM4 219V218H3ZM7 219V218H6ZM6 219H4V220H6ZM34 219H37V217H35ZM33 219V220H34ZM64 219V218H63ZM78 219V218H77ZM9 220V219H8ZM8 220H6V221H8ZM13 221H14V219H12ZM12 220H10V221H12ZM29 220H32V218H29ZM31 221V222H34V221ZM76 220V219H75ZM9 221V222H10ZM12 221V222H13ZM16 221V220H15ZM27 222H28V220H26ZM12 222H10V224L12 223ZM27 222H26V224H27ZM30 222V223H31ZM37 222H38V220H37ZM39 222H41V221H39ZM143 222H145L144 220H143ZM195 222H197L198 224V229L197 228H195L196 226H194L193 224L195 223ZM8 223V222H7ZM17 223V222H16ZM43 223V222H42ZM68 223V222H67ZM142 223V222H141ZM179 223V224H180ZM14 224V222L12 223V225ZM20 224V223H19ZM38 224V223H37ZM36 224V225H37ZM40 224V223H39ZM44 224V223H43ZM51 224V223H50ZM63 224V223H62ZM28 225H30L29 223L27 224V227H28ZM34 226L35 224L33 223V224H31V226ZM49 225V224H48ZM82 225V224H81ZM86 225V224H85ZM83 226V227H86V226ZM177 225V224H176ZM196 225V224H195ZM11 226V225H10ZM15 226H16V224H15ZM39 226V225H38ZM41 227H42V224L40 225ZM66 226V225H65ZM2 227V226H1ZM7 227V226H6ZM5 227V228H6ZM41 227H40V229H41ZM43 227H45V226H43ZM71 227V226H70ZM90 227V226H89ZM95 227V226H94ZM184 227V226H183ZM192 228L191 230H190V228ZM9 228V224H8V227H7V230H8V232H9V230L10 229H8ZM12 228H13V226H12ZM11 228V229H12ZM21 228V227H20ZM31 228V227H30ZM33 228V227H32ZM65 228H67V227H65ZM179 228V227H178ZM1 229V228H0ZM16 229H18V228H16ZM24 229V228H23ZM26 229V228H25ZM92 229V228H91ZM96 229V228H95ZM3 230H4V227H3ZM15 230V229H14ZM13 230V231H14ZM71 230V229H70ZM114 230V229H113ZM118 230V229H117ZM31 231H33V230H31ZM64 231V230H63ZM96 231V230H95ZM1 232H2V230H1ZM15 232V231H14ZM13 232V233H14ZM17 233H18V231H16ZM71 232H73V231H71ZM71 232H70V235H71ZM80 232V231H79ZM78 232V233H79ZM84 232V231H83ZM5 234H6V232H4ZM4 233H3V235H4ZM20 233V232H19ZM93 233V232H92ZM25 234H27V232L25 233ZM25 234H24V236H25ZM63 234V233H62ZM87 234H89L88 232H87ZM95 234V233H94ZM98 235H100L99 233H97ZM96 234V235H97ZM107 234V233H106ZM2 235V234H1ZM2 235V236H3ZM9 235H11V234H8L7 235V237H6V239H8V236ZM17 234H15V236H16ZM31 235H32V233H31ZM63 235H65V234H63ZM200 235H201V233H200ZM20 236V235H19ZM23 236V235H22ZM22 236H20V237H22ZM72 236V235H71ZM70 236V237H71ZM87 236V235H86ZM86 236H84V237H86ZM107 236V235H106ZM113 236H115V235H113ZM1 237V236H0ZM10 237V236H9ZM33 237V236H32ZM61 237V236H60ZM65 237H66V235H65ZM2 238H4V236L2 237ZM11 238V237H10ZM13 238V237H12ZM27 239H28V237H26ZM25 238V239H26ZM37 237H35V239H36ZM67 238V237H66ZM69 238V237H68ZM98 238H101V237H98ZM173 238H171V239H173ZM205 239H207V237H204ZM16 239H18V238H16ZM15 239V240H16ZM35 239H34V241H35ZM65 239V238H64ZM78 239V238H77ZM94 239H95V237H94ZM200 239V238H199ZM11 240V239H10ZM14 240V241H15ZM62 240V239H61ZM66 240V239H65ZM79 240V239H78ZM77 240V241H78ZM81 240V239H80ZM80 240H79V244H80ZM101 240V239H100ZM107 240V239H106ZM194 240V239H193ZM203 240V239H202ZM16 241H18V240H16ZM25 240H23L22 241V243L24 242ZM33 240H32V242L31 243H29L30 245H31V247H32V250H33V252H31V254H34L36 257H39V255L37 256L36 254L37 253H41L42 254V251H44V250H42V249H40L41 248V246H39L40 248H38V249H36V247H37V245H35L36 243V241L34 242ZM67 241H69V243H71L70 242V240L69 239H67ZM72 241H74V240H72ZM195 241V240H194ZM199 241V240H198ZM209 241V240H208ZM2 242H5V241H3L2 240ZM7 242H10V241H7ZM11 242H13L12 240H11ZM10 242V243H11ZM21 242V241H20ZM19 242V243H20ZM34 242V243H33ZM102 242V241H101ZM200 242V241H199ZM207 242V241H206ZM213 242L211 243V245L213 244ZM66 243V242H65ZM73 243V242H72ZM75 243V242H74ZM77 243V242H76ZM100 243V242H99ZM195 243H196V241H195ZM8 244L9 243H5V245L6 246H8ZM15 243H13V245H14ZM78 244V243H77ZM85 244H86V242H85ZM105 244V243H104ZM108 244V243H107ZM207 244H209L208 246V248H210L211 250L212 249H214L212 246H210V243H208L207 242ZM0 245H1V243H0ZM10 245V244H9ZM17 245H19L20 246V250H22L23 251V249L21 248V246H22V244L20 245V244H17ZM39 245V244H38ZM45 245V244H44ZM67 245V244H66ZM73 245V244H72ZM184 245V244H183ZM12 246V245H11ZM25 246V245H24ZM23 246V247H24ZM46 246V245H45ZM75 246V245H74ZM74 246H72L71 247V250H72V248H75ZM77 246V245H76ZM79 246V245H78ZM102 246V245H101ZM108 245H106V247H107ZM186 246V245H185ZM197 246H198V244H197ZM2 247H3V245H2ZM16 247V250H14V251H12L11 252V250H12V248L11 249H9L10 250V252L9 251H7V249L6 250H3L2 249V251H0L1 252V255H0V259H2V258H4V260H6L7 258H11L12 259V254L14 255V257H18L19 258V255H18V252H15V251H17V246H15ZM46 247H48V246H46ZM103 247V246H102ZM5 248H7V247H5ZM4 248V249H5ZM82 247H80V248H77V249H79L80 251H83L86 247H84V249H81ZM108 248H111V247H108ZM186 248V247H185ZM46 249V248H45ZM68 249V248H67ZM76 249V250H77ZM105 249V248H104ZM182 249H183V247L181 246V247H179V251L178 252H174L172 255H170L171 257H173V260H172V262H171V260H168L167 262H166V264H179L178 263V260L180 259V258H177L178 257V255H179V257H181L182 256ZM189 249L188 250H186V251H189ZM193 249V248H192ZM1 250V249H0ZM18 250H19V248H18ZM19 250V251H20ZM29 250H31V249H29ZM28 250V251H29ZM42 250V251H41ZM90 250V249H89ZM99 250H101V249H99ZM209 250V249H208ZM46 251V250H45ZM45 251H44V253H45ZM78 251V250H77ZM80 251H78V252H80ZM84 251H86V250H84ZM83 251V252H84ZM96 251V250H95ZM47 252H48V250H47ZM68 252V251H67ZM70 253H71V251H69ZM73 252V251H72ZM76 252V251H75ZM89 252V251H88ZM101 252V251H100ZM20 253V252H19ZM28 253V252H27ZM30 253V252H29ZM64 253V252H63ZM90 253V252H89ZM94 253V252H93ZM108 253H110L111 254V252H108ZM195 253V252H194ZM48 254V253H47ZM52 254H53V252H52ZM58 254V253H57ZM75 255L76 254H78V253H74ZM80 254H81V252H80ZM86 254H88L87 252H86ZM186 254V253H185ZM28 255V254H27ZM33 255V256H34ZM43 255V254H42ZM62 255H65V254H62ZM66 255H68L67 253H66ZM65 255V256H66ZM75 255H73V258H75V257H77V255L75 256ZM82 255V254H81ZM85 255V254H84ZM83 255V256H84ZM96 255V254H95ZM109 255V254H108ZM116 255V254H115ZM32 256V255H31ZM70 256H72L71 254H70ZM70 256H68V257H70ZM75 256V257H74ZM114 256V255H113ZM13 257V258H14ZM21 257H23V256H21ZM36 257H33L34 258V260H35V258ZM54 257V256H53ZM66 258V259H71L72 260V258ZM85 257V256H84ZM90 258V256H87V258ZM40 258V257H39ZM42 258V257H41ZM46 258H47V260H46ZM60 258V257H59ZM121 258V257H120ZM170 258V257H169ZM26 259H28L29 260V258L27 257ZM53 259V258H52ZM64 259H65V257H64ZM64 259H62L63 261H64ZM85 259V258H84ZM8 260V259H7ZM19 260V259H18ZM23 260V259H22ZM37 260V259H36ZM41 260V259H40ZM39 260V261H40ZM45 260V262L43 263L42 262V264H46V262H49V263H47V264H50V261H48L49 260V258L48 257H46L45 256V259L43 258L42 259V261H44ZM70 260V261H71ZM116 260V259H115ZM118 260V259H117ZM206 260V261H207ZM32 261L33 260H31V263L30 264H32ZM38 260H37V262L39 263V264H41L40 262H39ZM59 261H60V259H59ZM88 261H89V259H88ZM188 261V260H187ZM4 261H2V263H3ZM8 262V261H7ZM7 262H5L6 264H7ZM11 262V261H10ZM17 262V261H16ZM26 262V261H25ZM36 262V264H38ZM72 262V261H71ZM82 262H84V264H86V262H85V260L84 261H82ZM136 262H137V260H136ZM181 262V261H180ZM189 262V261H188ZM5 263H3V264H5ZM13 263V262H12ZM19 263V262H18ZM35 263V262H34ZM56 263V262H55ZM61 263V262H60ZM64 263V262H63ZM72 263H75V262H72ZM76 263L78 264L79 262H77L76 261ZM182 263V262H181ZM186 262H184L183 264H185ZM205 263V262H204ZM16 264V263H15ZM19 264H23V262L21 261ZM26 264H28V263H26ZM58 264V263H57ZM81 264V263H80ZM83 264V263H82ZM88 264V263H87ZM114 264V263H113ZM119 264V263H118ZM121 264V263H120ZM124 264V263H123ZM192 264V263H191ZM206 264H207V262H206Z\"/></svg>",
    "mask_w": 264,
    "mask_h": 264
}]
</instances>
